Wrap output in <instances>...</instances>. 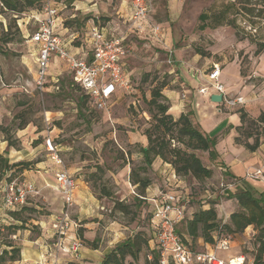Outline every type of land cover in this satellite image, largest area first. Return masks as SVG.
<instances>
[{"label":"rangeland","instance_id":"1","mask_svg":"<svg viewBox=\"0 0 264 264\" xmlns=\"http://www.w3.org/2000/svg\"><path fill=\"white\" fill-rule=\"evenodd\" d=\"M52 1L58 9L60 5L65 6L60 14L65 29L62 36L70 40L71 44L74 42V46H88L85 41L88 31L86 24L92 16H98L101 23H114L115 30L110 35L123 38L128 51L125 68L131 74L129 80L133 93H123L116 97L108 111H96L88 104L89 100L84 99L85 94L74 87L67 68L55 60L51 61L47 70L44 90H36V48L28 39L37 26L34 18L37 17L35 11L39 4L33 8H24L23 2L18 0L23 12L16 14L4 8L0 0V138L22 150V158L26 156V159L20 162L30 163L25 171H34L36 162L48 161L45 141L48 138L51 140L64 168L74 178L85 183L102 205V209H97L100 226L96 241H103L102 234L106 233L105 228H109L111 222L123 230L125 228L126 239L138 232L149 238L148 221L152 205L139 199L138 187L129 179L131 170L140 178L148 179L140 170L143 166L140 146L129 141V132L143 133L149 127V116L144 113L146 105L143 101L150 99V93L156 87L164 86L163 92L165 89H180L181 81L194 89L197 85H204L202 80L199 84L197 77L182 71V68H192L193 73L202 79L203 72L209 71L212 63H217L221 69L226 64L218 78L219 82L228 88L232 87L233 90L229 88L231 94L240 95L247 101V109L243 111L249 118H252L249 113L254 110L252 101H258L256 111L264 109V49L257 53L259 46H264V0H251L252 13L249 15H236L235 10L229 12V19L232 16L236 18L238 32L226 25L204 31L197 28L200 14L205 13L211 17L233 0H160L150 21L161 29L164 40L161 39V44L151 35L145 19L136 22L142 26L139 33L117 0ZM63 1L65 3L61 4ZM74 4L83 11L75 12ZM73 15L74 18L71 17ZM251 24L256 33L248 30ZM22 30H25L24 36ZM164 44L173 51V66L166 64ZM192 58L197 59L194 67L188 64ZM182 90L185 95L191 91L187 87ZM206 99L209 100L207 96ZM79 100L84 101L83 105L79 104ZM210 104L216 115L233 117L237 114L236 108L221 104V110L216 104ZM193 120L197 123L196 116H193ZM24 122V128L18 129ZM245 129L253 135L259 134V142L262 140L261 125L247 122ZM240 140L244 141V138L241 136ZM252 142L253 139L249 140V143ZM219 145L226 144L222 142ZM34 147H37L36 150H33ZM196 155L205 166L212 169L211 178L195 181L189 177L185 182L178 181L179 188L173 185L168 189L179 194L180 199L183 198L181 201L184 204L185 219L190 218L192 212L216 202L221 222L226 223L231 213L240 211L236 201L228 197V192L235 193L238 187L231 185L224 171L218 169L215 161L209 160L207 153L197 152ZM4 160L7 165L0 163V180L22 182L21 174L24 171L17 168L9 170L8 167L14 163L9 159ZM52 191L50 202L39 193L29 200L20 216L24 220L22 231L10 235L9 231L0 230V250L10 241L20 245L23 240L40 237L42 247L47 248L51 260H55L52 243L34 225L36 221L46 220L62 212L63 202L56 189ZM116 203L127 206V212L114 211ZM178 226L179 232H185V223ZM226 236L229 249L218 251V258L227 259L242 254L251 260L259 254L261 241L257 237L258 232L252 227L242 233L229 236L224 234L222 239ZM201 244L197 240L192 242L197 250L207 251L212 248V245ZM22 249L24 256L25 250L31 251L30 248ZM147 251H143L142 260L136 264H144ZM261 259L264 260V251Z\"/></svg>","mask_w":264,"mask_h":264},{"label":"built area","instance_id":"2","mask_svg":"<svg viewBox=\"0 0 264 264\" xmlns=\"http://www.w3.org/2000/svg\"><path fill=\"white\" fill-rule=\"evenodd\" d=\"M41 5V14L35 17L37 26L29 35L28 42L37 46L35 76V89L44 90L46 75L51 60L56 58L63 63L75 85L88 97L89 103L96 111H108L109 102L117 91L130 95L133 93L130 80L121 69L122 59L128 54L123 44L122 36L107 38L103 31L93 23L86 33V40L90 46V57L84 58L71 51L69 41L58 33L59 9L52 0H38ZM97 2L99 0H93ZM130 5L131 24L141 33L142 26L136 24L139 19L148 21L151 35L160 43L163 36L158 25L150 22L148 16L153 11V0H128ZM162 39V40H161ZM166 64L174 65L173 51L165 48ZM220 68L213 65L209 71L203 72L202 82L197 88V93L202 96L221 95V103L217 106L239 109L244 106L242 97L232 96L223 84L219 82ZM186 96L182 95L184 99ZM49 158L56 164L62 165L55 146L48 138L45 141ZM256 171L253 175H259ZM174 184L167 185L150 199L151 232L153 242L158 250V264H254V259H248L239 254L237 256L221 259L217 252L229 249V240L216 241L210 250L194 252L183 246L175 231V226L184 218V204L179 194L169 191V186L177 185L178 179L173 172ZM58 191L62 197V212L55 216L52 230L55 236V247L63 253L71 255L74 259L80 257L83 248L82 241L77 234L71 239L70 244L63 246L64 237L71 228L74 232L79 225L72 219L76 181L69 172L62 168L55 173ZM2 194V207L15 208L23 205L28 197L36 195L35 186L29 182L5 181L0 189ZM264 264V261L259 263Z\"/></svg>","mask_w":264,"mask_h":264},{"label":"crops","instance_id":"3","mask_svg":"<svg viewBox=\"0 0 264 264\" xmlns=\"http://www.w3.org/2000/svg\"><path fill=\"white\" fill-rule=\"evenodd\" d=\"M117 1L122 5V9L125 10L126 17L129 18L131 13H130V5L128 0H117ZM159 1L160 0H153L154 9L152 13L149 15L148 18L149 21L152 19V15L156 9L155 7ZM60 6L61 7L59 8L57 28H58V33L60 35H63L64 32L62 31L65 29L60 14L61 11L65 8V6L64 5H60ZM74 7H75L74 8L75 12L83 11L75 4ZM71 17L74 18L75 15ZM100 21L101 20L98 16L96 15L92 16V18L86 24L87 30H89V28L92 27L93 23H96V25L100 27V29L103 31V33L107 38L115 37L114 34L110 35L111 33H114L115 30V28L113 27L114 23L108 21L106 22L102 21L101 23ZM68 41L69 43L71 42L70 40ZM85 41L88 44L87 40ZM164 45L165 48L168 47L166 44ZM34 47L37 50V46L34 45ZM73 51L80 57H84V58L90 57L89 44L86 47L80 46L78 48H75L73 49ZM127 58L128 57L126 56L125 58L122 59L121 69L123 74L129 79L131 74L125 68L127 66ZM52 60H55L61 66L66 67L56 58H53ZM196 61H197L196 58H192L188 62L189 66L194 67L196 65ZM211 65L212 66L217 65L220 68V74H221V71L223 70L226 64L225 65L222 64L223 65L222 69L217 63H212ZM212 66L210 68H212ZM182 69H183L182 71L185 70L186 72L190 73L192 76L197 77L199 79V84H200L201 79L197 74L193 73L192 68L188 70L184 66ZM172 72H174V70H172ZM68 74L70 73L68 72ZM184 86H186L191 90L189 95L184 94L182 90L186 88ZM199 86L200 85H197L196 89H194L193 87H190L186 85L183 81H181L180 89L178 90L165 89L162 93L165 96V98H167L169 101V105H170V108L168 110L169 114L173 118H177L183 112H189V111L192 112L193 116L194 117L196 116L197 118V123L196 122L195 123L199 125L203 133L207 134L208 136L217 138V143L215 145V151L217 153V157L214 161L217 163L218 169L224 171L226 178H228L231 181L232 183L231 185L242 187L247 191L251 192L255 196L264 193V123L261 124V127L263 129V138L259 142V147L256 149V151L250 152L246 150L242 145L235 144V138L238 136L237 128L240 126L239 115L236 114V116L233 117L216 115V112L214 111V109H212V106L210 104L212 102L210 100H207L206 96H202L197 93L196 90ZM226 86L227 85H225V88L227 89V92L230 95L242 97L240 95L231 94V90H233V88L229 87L231 89L230 90ZM121 94H123L122 91L120 90L117 91L116 94H114V96L110 100L109 106H112L113 102L115 101V98ZM182 95H185L186 97L182 99L181 98ZM244 101L245 104L241 108L246 110L247 109L246 104L248 103L245 99ZM252 102L254 103L253 105L254 110H252V112L249 114L251 115L252 118L255 119L260 115L261 112H264V109L256 111V107H257L256 104L258 103V101L255 100ZM88 104L90 105L91 108H93V106L90 103ZM196 107H198V109H196ZM200 111L202 112L201 114ZM129 141L132 144H138L141 148H144L147 145L146 138L141 131H137L135 133L129 132ZM222 142H224L226 145L220 146L219 144H222ZM36 148L37 147H34L33 150H36ZM0 156L3 159H9L11 163H17L22 161V159H26L25 158L26 156L22 158L21 149H16L13 147V145L8 146L6 140L5 139L3 140V138H0ZM47 156H48L47 162H42V161L36 162L35 164L36 169L34 171H24L21 174V177L23 178L22 181L32 183L35 186L36 191L38 190L37 193H39L41 197L46 199L48 202L52 200L51 199L52 197L51 193H53L52 190L56 189L57 194L59 195L62 203V197L58 191L57 182L55 180V173L58 170L64 168V165L63 163L62 165H59L53 162L49 158L48 152H47ZM256 171H260V174L257 176L256 175L250 176L251 174H254ZM69 174H71V176L74 178L72 173L69 172ZM144 175L148 177L149 185L145 189V193L143 197H139V199L146 201V203H149L150 199L156 196L160 192V190L161 191L165 190L164 188H166L167 185L169 184L172 185L175 183L172 176L173 170L171 166L162 162V160L159 158L154 159V161L151 164V167L147 170L146 173H144ZM74 180L76 181V190L74 196L75 210L72 211V219L80 226L79 227L80 230L78 229L79 233L78 230L75 233L74 229L72 228L69 231H67L63 240V246L66 248L70 244L71 239L76 234L78 237L80 235L81 237H79V239L82 241V243L85 244L80 252V257L78 259H74L71 255L63 253L60 250L56 249L54 231L52 230L51 226L55 216L59 214H53L50 217H48L46 220H39L34 222V225H36V227L42 232V234L43 235L45 234V237L49 240V242L52 243L51 250L53 252L52 254H55L56 257L55 260L54 261L51 260V255L47 253V248L42 247L43 244H41L40 242L41 238L39 237L34 240L32 239L23 240L21 241L20 245H17L21 249V261L16 263L18 264H101L104 256L107 255L118 243L126 239L125 228L123 230L118 224L111 222L109 223L108 226L109 228L107 229L105 228L106 233L102 234L103 241L100 242L96 241L97 229H99L100 226V220L97 213V209H102V205L98 200H96L93 197L92 193L89 191L85 183H83L81 180L76 178H74ZM4 182H5L4 180H0V189L4 185ZM178 184L179 185L177 186L180 187L179 182ZM1 197L2 194L0 192V230H2L4 227L13 226L15 228V232L22 231L21 229H24L22 228V224L24 220L20 218L21 213L25 211L27 205L29 204V200L34 198L35 195L28 197L23 205H20L15 208H3ZM204 208H207V205L203 206V209ZM191 214H193V212ZM116 227H118V229H116ZM104 241L106 244L104 243ZM93 242L96 243L95 247H93L91 244ZM151 245L152 242L149 241V247H151ZM22 248H26V249L30 248L31 251L25 250L26 256H24ZM237 255L239 254H235L234 256ZM139 260H142L141 256L139 257Z\"/></svg>","mask_w":264,"mask_h":264},{"label":"trees","instance_id":"4","mask_svg":"<svg viewBox=\"0 0 264 264\" xmlns=\"http://www.w3.org/2000/svg\"><path fill=\"white\" fill-rule=\"evenodd\" d=\"M21 1L24 8H33L39 4L35 15L37 17L40 16L41 5L38 0ZM64 3V1L61 2V4ZM1 4L13 13L19 14L23 12V8H20L18 0H1ZM232 10H235L236 15L239 13L245 15L251 14V0H233V2L227 4L221 11L211 15V17L205 13L200 14L197 26L198 30L204 31L207 28L215 29L226 25L231 26L238 32L236 18L232 16L229 19V12ZM209 20L211 21L210 23H213H208ZM248 30L256 33L253 24L250 25ZM21 32L22 36H24L25 30ZM72 44L71 42L69 44L71 51L79 47V45L74 46ZM263 49L264 46L260 45L257 53H261ZM74 87L79 89L77 85H74ZM164 88V86L154 88L150 93V99L143 101L146 105L144 113L149 116L150 123L149 127L143 131L147 145L144 148H139L143 163L140 170L146 173L154 159L159 158L162 162L171 166L179 181L185 182L189 177L195 181H204L211 178L212 169L205 166L196 153H207L209 160L214 161L217 157L215 151L217 138L203 133L199 125L194 122L193 113L190 111L183 112L179 117L173 118L168 112L170 108L169 101L162 93ZM84 99L88 100V97L84 95ZM83 102V100H79L80 105H83ZM220 109L222 110V107ZM236 113L239 115L240 126L237 128L238 136L235 138V144L242 145L246 150L254 152L259 147L260 136L259 134L253 135L251 132L246 131L245 124L247 122L256 126L263 124L264 112H261L255 119L249 118L242 108L237 109ZM25 125V122L20 124L18 129H23ZM241 136L244 138V141L240 140ZM249 139H253L252 144L248 143ZM10 145L12 144H8V146ZM5 162L6 160L0 156V163H4L6 166ZM29 167L30 163L28 162H17L9 166L8 169L17 168L25 171ZM129 179L133 185L138 187L140 193L138 197H143L144 191L149 185V180L147 178H140L133 170L130 172ZM106 195H109V193H106ZM228 197L229 199H234L240 208L239 212L230 214L228 222H221L218 204L212 202L209 206L207 205V208L193 212L189 219H185L184 217L175 226L179 241L183 246L190 248L192 251L199 252L202 250H197L192 245V242L195 240L200 244L202 243L201 245L203 246H213L216 241L222 240L224 234L228 236L238 234L252 227L258 232L257 237L261 241L260 252L254 258V264H259L264 261L261 259L262 252L264 251V193L255 196L246 189L238 187L235 193L228 192ZM113 210L126 213L128 208L121 203H116ZM150 219L151 217L148 221L149 238L144 237L139 232L133 234L132 237H128L118 243L105 255L101 264H136L143 251L149 249V241L152 242V245L144 255V264H158V250L153 242ZM183 223H185V232L181 233L178 230V225H182ZM3 230L9 231L10 235H13L15 232L13 226L4 227ZM79 237L81 236L79 235ZM224 238L226 239L227 236ZM91 244L93 247L96 246L95 242ZM3 247L0 250V264H14L21 261V249L19 246L10 241L4 244Z\"/></svg>","mask_w":264,"mask_h":264},{"label":"water","instance_id":"5","mask_svg":"<svg viewBox=\"0 0 264 264\" xmlns=\"http://www.w3.org/2000/svg\"><path fill=\"white\" fill-rule=\"evenodd\" d=\"M209 100L216 104V105H219L221 103V95H215V94H212L209 96Z\"/></svg>","mask_w":264,"mask_h":264}]
</instances>
